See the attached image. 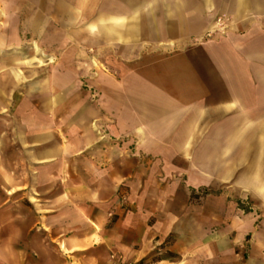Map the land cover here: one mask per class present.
Returning <instances> with one entry per match:
<instances>
[{"label": "crops", "instance_id": "1", "mask_svg": "<svg viewBox=\"0 0 264 264\" xmlns=\"http://www.w3.org/2000/svg\"><path fill=\"white\" fill-rule=\"evenodd\" d=\"M88 1L74 0L71 5L80 8L77 13L83 16ZM120 2L122 9L97 15L99 37L147 44L153 38L185 40L210 30L213 17L223 14L243 31L241 45L231 35L223 55L215 47L202 49L201 70L213 90L207 91L195 78L190 72L191 58L184 56L177 70L182 79L176 82V92L161 84L162 93L140 96L123 108L117 103L119 108L107 113L112 119L108 127L99 110L71 120L69 90L62 94L52 88L47 101L49 119L64 112L70 127L62 134L64 138L80 134L78 143L70 138L58 142L61 132L50 122L23 130L5 127L8 120L1 118L0 135L9 129L15 138L8 144L0 140V264H111L114 253L135 263L165 242L174 226L158 208L148 205L147 185L134 186L140 178L136 180L127 169L121 144L109 142L110 138H137L134 149L138 151L197 150L192 160L196 175L227 183L234 169L240 168L237 184L264 199V124L249 126L247 97L249 79L254 86L264 87V46L250 47L249 42L264 43V0ZM35 72L28 68L19 74L18 69L0 63V113ZM253 102H260L258 95ZM95 120L107 132L102 144L94 139ZM202 135H207L203 141ZM91 148L101 152L100 156L82 157L78 161L81 170L73 173L72 157ZM10 151L14 152L11 157ZM26 169L31 172L28 180ZM42 169L48 173L41 175ZM123 184L130 187L128 193ZM244 222L242 231L254 230V220ZM200 250V243L193 246V264H201ZM250 251L241 264H264V237L258 236Z\"/></svg>", "mask_w": 264, "mask_h": 264}, {"label": "rangeland", "instance_id": "2", "mask_svg": "<svg viewBox=\"0 0 264 264\" xmlns=\"http://www.w3.org/2000/svg\"><path fill=\"white\" fill-rule=\"evenodd\" d=\"M72 1L0 0V63L18 69L19 74L28 68L36 69L35 76L31 74L28 78H32L21 83L3 104L7 107L0 113V119L8 120L5 127L27 130L32 124L42 127L50 122L61 132L58 142L70 138L78 143L80 134L66 138L62 134L70 127V119L64 112L58 118L49 119L47 101L52 88L62 94L69 90L71 120H76L79 114L85 118L91 110H99L104 112L103 125L108 127L112 119L107 113L119 108L117 103L123 108L140 96L162 93L161 84L164 89L176 92V82L182 79L177 70L184 56L191 58L190 72L211 91L206 73L201 70V59H204L201 53L205 52L202 49L215 47L223 55L228 38L233 35L236 44L241 45L244 34L236 28L232 17L217 14L210 30L185 40L153 38L149 44L111 41L96 34L97 15L122 9L120 0H89L83 16L77 13L82 11L80 8L71 5ZM153 34L159 35V32ZM249 42L250 47L264 46L262 42ZM52 80L54 87L48 86L54 84ZM251 82L249 79L247 88L249 126L264 124V118L255 117L264 115L261 112L264 87ZM255 95L259 96V103L253 102ZM96 124L98 120L92 122L94 139L102 144L107 141V132ZM11 131L8 129L5 135H0V140L11 143L15 138ZM206 136L202 135V141ZM108 141L121 144V158L127 160V169L133 171L136 180L140 178V183L134 186L140 189L145 183L151 195L148 205L158 208L168 224L174 226L165 242L140 261H124L120 254L114 253L111 256H115V261L110 259L111 264H193V246L198 243L201 264H241L248 259L258 236L264 237V199L237 184L242 174L240 168L234 169L231 182H210L208 176L194 172L192 160L198 156L197 150L138 151L134 149L139 142L137 138ZM100 153L91 148L73 156L72 172L81 170L78 161L82 157L97 158ZM55 169L59 174L60 167ZM47 171L42 169L41 175ZM25 173L28 180L31 172L26 169ZM125 185L122 189L128 193L130 187ZM248 219L254 220L256 226L246 234L247 230L242 228Z\"/></svg>", "mask_w": 264, "mask_h": 264}, {"label": "built area", "instance_id": "3", "mask_svg": "<svg viewBox=\"0 0 264 264\" xmlns=\"http://www.w3.org/2000/svg\"><path fill=\"white\" fill-rule=\"evenodd\" d=\"M112 261H115V256H111V258H110ZM113 264H115V263H113ZM117 264V263H116Z\"/></svg>", "mask_w": 264, "mask_h": 264}]
</instances>
